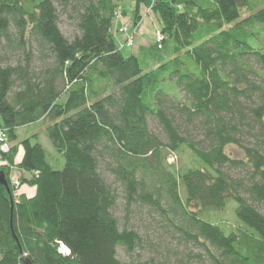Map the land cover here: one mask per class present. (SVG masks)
<instances>
[{
	"label": "trees",
	"instance_id": "1",
	"mask_svg": "<svg viewBox=\"0 0 264 264\" xmlns=\"http://www.w3.org/2000/svg\"><path fill=\"white\" fill-rule=\"evenodd\" d=\"M120 1L0 0V131L9 145L0 152V264H126L117 248L142 247L128 218L145 208L199 250L159 264H264V7L240 17L248 0H135L134 25L140 5L161 25L160 42L138 52L143 68L114 41ZM62 17L76 22L72 39ZM35 123L60 170L37 132L19 138ZM229 145L244 157H230ZM172 154L189 159L176 168ZM14 167L30 174L18 187ZM24 184L32 194L18 191ZM228 200L237 228L200 217Z\"/></svg>",
	"mask_w": 264,
	"mask_h": 264
},
{
	"label": "rangeland",
	"instance_id": "2",
	"mask_svg": "<svg viewBox=\"0 0 264 264\" xmlns=\"http://www.w3.org/2000/svg\"><path fill=\"white\" fill-rule=\"evenodd\" d=\"M249 8L243 9L240 12V17H244L250 14V11H256L264 7V0H248ZM119 8L123 11L121 15L116 17L113 22L112 34L114 41L118 48L124 55L136 54L141 65L145 67V60H147L145 55L138 54V49L140 47H151L156 40V32L160 30V21L156 14L149 11L145 5H140L138 9V14L141 19L137 25H134V5L135 0H121L119 2ZM61 32L69 39H72L77 35L78 29L76 28V22L74 19L62 17L59 24ZM132 39V46L126 45V40ZM145 49V50H147ZM37 64V63H36ZM257 68L262 69V67L256 62L253 63ZM264 70V69H262ZM165 91L169 94L175 92V84L173 82H167L164 85ZM150 129L156 132L160 136H163L159 128L155 125L153 121L149 122ZM19 138L25 137V134L37 132L39 142L46 150L47 160L52 164L54 169L60 170L63 167L64 161L62 157L53 150L51 147L44 131V126L42 123H37L34 126H28V128H20L16 130ZM225 151L232 158H243L244 154L241 149L236 146L229 145L225 148ZM189 157H180L177 154V160L173 163L176 168L182 166L183 161L187 162ZM232 175H238L241 171H231ZM11 173L16 178L29 177L30 174L26 171L19 170L14 167ZM110 181V178L107 177ZM26 184L22 185L19 192L26 188ZM32 191V187L29 188ZM180 193L182 196L185 195L184 189L180 186ZM236 203L233 200H228L226 208L224 211L215 210H205L202 211L200 217L203 220L220 223L224 225L227 230H232L237 228L242 223L237 219L235 215ZM121 205L115 210L116 215L121 218L123 217V212ZM157 216L149 212L146 208L139 210L129 216L128 225L135 228L143 237V244L141 248L136 249L132 254H127L121 247L117 248L118 259L126 264H159L163 261V257H167L170 260L182 259L183 262H189L186 254L189 252L198 253L199 250L192 247L191 245L183 244L178 237H172L170 233L164 232L163 229L157 226L156 220ZM67 252V251H66Z\"/></svg>",
	"mask_w": 264,
	"mask_h": 264
},
{
	"label": "built area",
	"instance_id": "3",
	"mask_svg": "<svg viewBox=\"0 0 264 264\" xmlns=\"http://www.w3.org/2000/svg\"><path fill=\"white\" fill-rule=\"evenodd\" d=\"M119 15H121V9L120 8H118L117 9V11H116V13H115V18L116 17H118ZM161 34H160V31L158 30L157 32H156V40H155V42L156 43H159L160 42V40H161ZM132 39L131 38H129V39H127L126 40V45H128V46H132ZM9 150V145H8V143H7V141H6V134L4 133V131H0V152H7ZM175 156L172 154V155H170V157H169V161L170 162H174L175 161ZM9 179H10V182H11V184L14 186V187H18V185H19V179L18 178H16L12 173H11V170H10V173H9ZM61 248V247H60ZM61 251V250H60ZM63 253V252H62ZM65 253H68V251L67 252H65Z\"/></svg>",
	"mask_w": 264,
	"mask_h": 264
},
{
	"label": "crops",
	"instance_id": "4",
	"mask_svg": "<svg viewBox=\"0 0 264 264\" xmlns=\"http://www.w3.org/2000/svg\"><path fill=\"white\" fill-rule=\"evenodd\" d=\"M142 47H143V46H142ZM142 47H140V48L138 49V52H139V50H140ZM35 124H37V123H35ZM35 124L29 125V126H34ZM20 128H28V126L20 127ZM20 128H18V129H20ZM18 129H17V130H18ZM32 134H36V132L28 133V134H25L24 136L32 135ZM20 156H21V153L19 152L18 155H17V157H16L17 160L20 159ZM22 192H26L28 195L32 194V190H31V189H27V188L22 189Z\"/></svg>",
	"mask_w": 264,
	"mask_h": 264
},
{
	"label": "water",
	"instance_id": "5",
	"mask_svg": "<svg viewBox=\"0 0 264 264\" xmlns=\"http://www.w3.org/2000/svg\"><path fill=\"white\" fill-rule=\"evenodd\" d=\"M0 182H1L5 187H7V189H8V184H7V181H6V179H5V175H4L3 171H0ZM23 261H24L25 264H30V263L27 261V259H24Z\"/></svg>",
	"mask_w": 264,
	"mask_h": 264
},
{
	"label": "bare ground",
	"instance_id": "6",
	"mask_svg": "<svg viewBox=\"0 0 264 264\" xmlns=\"http://www.w3.org/2000/svg\"><path fill=\"white\" fill-rule=\"evenodd\" d=\"M60 250L63 253H65L66 251H68V249L64 245L61 246Z\"/></svg>",
	"mask_w": 264,
	"mask_h": 264
}]
</instances>
